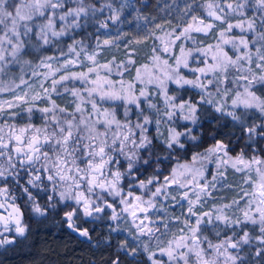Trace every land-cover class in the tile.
Here are the masks:
<instances>
[{
  "label": "snow or ice",
  "instance_id": "snow-or-ice-1",
  "mask_svg": "<svg viewBox=\"0 0 264 264\" xmlns=\"http://www.w3.org/2000/svg\"><path fill=\"white\" fill-rule=\"evenodd\" d=\"M157 9L0 0L4 253L54 220L107 264H264V0Z\"/></svg>",
  "mask_w": 264,
  "mask_h": 264
},
{
  "label": "trees",
  "instance_id": "trees-1",
  "mask_svg": "<svg viewBox=\"0 0 264 264\" xmlns=\"http://www.w3.org/2000/svg\"><path fill=\"white\" fill-rule=\"evenodd\" d=\"M144 3L150 4L151 7L145 9L143 7ZM163 3L164 0H129V4L139 10V13H133V18L140 13L144 15H163V11L157 9V4L163 5ZM125 11L130 12L131 7H127ZM94 31L95 28L89 25L88 32ZM132 34V31L128 33L129 36ZM102 39L103 35H101ZM151 44L152 41L149 40L147 44L136 45L139 49L136 54L138 62L144 61L150 51ZM123 52L124 49H113L107 55L110 58L115 54L117 58H120L123 56ZM208 127H215V125L206 126L205 130ZM233 144H235V141H233ZM236 178V174H229L228 182L233 187L222 189L215 195L218 198L223 195L226 199H231L236 190ZM34 227L27 241L23 243L19 250L0 254V264H107L110 258V251L106 250L103 245L94 247L85 245L62 231L55 234L52 220L37 224Z\"/></svg>",
  "mask_w": 264,
  "mask_h": 264
},
{
  "label": "flooded vegetation",
  "instance_id": "flooded-vegetation-1",
  "mask_svg": "<svg viewBox=\"0 0 264 264\" xmlns=\"http://www.w3.org/2000/svg\"><path fill=\"white\" fill-rule=\"evenodd\" d=\"M52 222H53V226H54V232H55V234L58 233V231H62L63 233H66V234H68V235L74 237L77 241H79V242H81V243H83V244H85V245H89V243L83 241V240H82L81 238H79L78 236H74L73 234H71L66 228L61 227V225H60L58 222H56V221H54V220H52ZM37 224H40V222H38V221H33V222H31V232L34 230L33 228H35L34 226L37 225ZM33 225H34V226H33ZM36 230L38 231L39 228L36 229ZM36 230H35V231H36ZM31 232H30V233H31ZM95 235H96V236H99V235H100V232L97 231V232L95 233ZM23 243H24V242H23ZM23 243L20 244V245L14 246V247H13V250L8 251V253H10V252H15L16 250H19V248H20L21 246H23ZM89 246H90V245H89ZM0 254H4L3 250H0Z\"/></svg>",
  "mask_w": 264,
  "mask_h": 264
},
{
  "label": "rangeland",
  "instance_id": "rangeland-1",
  "mask_svg": "<svg viewBox=\"0 0 264 264\" xmlns=\"http://www.w3.org/2000/svg\"><path fill=\"white\" fill-rule=\"evenodd\" d=\"M121 58V57H120ZM229 174H231V173H229ZM236 176H237V178H236V180H237V183H236V185H239L240 184V176H239V174H236ZM221 191V190H220ZM219 191V192H220ZM237 192H239V188L238 187H236V190H235V192H234V195L237 193ZM218 193V192H217ZM221 197H224L225 198V196H223V195H221ZM177 211H179V209L177 210Z\"/></svg>",
  "mask_w": 264,
  "mask_h": 264
}]
</instances>
